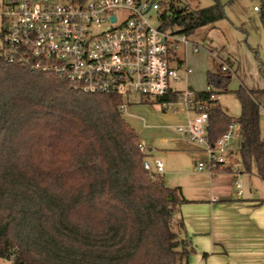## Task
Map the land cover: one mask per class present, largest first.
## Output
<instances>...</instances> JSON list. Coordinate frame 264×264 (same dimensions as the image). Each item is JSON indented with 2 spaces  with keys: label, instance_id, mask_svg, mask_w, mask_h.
<instances>
[{
  "label": "trees",
  "instance_id": "1",
  "mask_svg": "<svg viewBox=\"0 0 264 264\" xmlns=\"http://www.w3.org/2000/svg\"><path fill=\"white\" fill-rule=\"evenodd\" d=\"M175 1L158 2L162 30L190 37L225 18L219 0L194 10ZM256 2L264 31V0ZM259 72L264 80V63ZM230 79L219 64L206 72L208 91L194 92L208 116L207 140L215 145L236 125L241 165L264 181L259 103L240 87V115L228 116L216 96ZM175 99L171 93L140 103L160 107ZM122 104L120 96L86 93L54 73L8 63L0 48V260L189 264L194 249L180 217L187 201L180 188L144 169L148 155L139 152Z\"/></svg>",
  "mask_w": 264,
  "mask_h": 264
},
{
  "label": "built area",
  "instance_id": "2",
  "mask_svg": "<svg viewBox=\"0 0 264 264\" xmlns=\"http://www.w3.org/2000/svg\"><path fill=\"white\" fill-rule=\"evenodd\" d=\"M257 11V8H253ZM1 49L6 62L33 70L50 72L73 83L86 93L120 96L122 113L130 96L152 102L176 94L172 103L181 102L192 119L177 127L176 132L188 137L203 149L204 159L195 163L197 171L213 174L224 167V156L231 142L240 140L238 127L231 125L215 144L207 140L208 116L203 104L189 88L177 90L190 72L178 65L176 53L199 45L189 37L177 35L174 29L159 28L160 8L153 0H3L1 8ZM152 13L158 25L150 24ZM175 64V66H173ZM221 71H231L221 63ZM172 103L161 104L168 109ZM139 152L148 155L140 141ZM149 175L162 173V163L153 168L143 163ZM240 189V184L236 183ZM241 194V191H239Z\"/></svg>",
  "mask_w": 264,
  "mask_h": 264
},
{
  "label": "rangeland",
  "instance_id": "3",
  "mask_svg": "<svg viewBox=\"0 0 264 264\" xmlns=\"http://www.w3.org/2000/svg\"><path fill=\"white\" fill-rule=\"evenodd\" d=\"M153 1L166 2L167 0ZM219 2L223 6L225 18L212 26L196 30L188 38L190 42L199 45L198 52L193 53L191 45H187L184 48L180 47V51L176 53V56L184 61L191 73L186 77L181 73L183 82L173 86L182 91L189 87L191 92H206L208 91L206 72L208 70L215 71L223 62L231 70L228 71L231 74V79L228 83V91L216 96L220 107L231 118H237L241 109L234 92L240 87L253 91V96L259 103V128L264 139V80L259 72L261 64L264 63V31L259 21L258 12L253 10L254 7H258V4L256 0H219ZM2 3L3 0H0V32L3 26ZM176 4L188 6L189 9L194 10L209 7L212 5V0H178ZM150 24L153 27L158 25L154 13L150 18ZM226 59L230 62H226ZM256 90L260 92L256 93ZM126 101L132 105L123 112V119L134 129L140 141L152 149L150 153L152 157H147L148 163L151 164L156 161L155 159H159L169 172L174 169L179 159L182 162L181 157L185 156L164 151L165 149H176L181 141L185 142L190 149L197 146L188 137L176 132L177 127L184 124L176 120L177 115L172 116V114H186L187 111L183 103H172L163 112L158 105L141 104L138 97L134 95L127 97ZM161 139H164L165 143H162ZM224 160V168L231 166V170L234 172L237 169L235 166H237V170L245 173L239 153H234L232 157L226 155ZM192 168H194L193 165ZM203 172L207 173L205 170ZM243 174L240 180L242 186L244 184ZM261 185L264 187V184ZM192 256L189 257V264ZM3 263L12 264L10 261H3ZM195 264L201 263L197 261Z\"/></svg>",
  "mask_w": 264,
  "mask_h": 264
},
{
  "label": "crops",
  "instance_id": "4",
  "mask_svg": "<svg viewBox=\"0 0 264 264\" xmlns=\"http://www.w3.org/2000/svg\"><path fill=\"white\" fill-rule=\"evenodd\" d=\"M181 62L187 67L183 60ZM188 74L182 73L185 77ZM173 115H177L174 117L182 124L193 116L192 113ZM161 142L165 143V140L161 139ZM239 148L240 140L234 139L229 155L239 153ZM151 151L148 147V157H152ZM164 151L185 156L169 172L162 161L155 160L162 163L160 176L164 185L180 188L187 201L180 207V217L185 237L194 249L190 264L197 261L201 264H264V187L261 185L264 181L254 174V170L243 174L236 164L234 172L231 166L222 167L213 174L197 171L195 163L204 159L203 149L198 145L190 149L181 141L176 149ZM153 164H150L152 168ZM242 174L243 186L240 184ZM236 183L240 184V189ZM3 261L0 260V264H4Z\"/></svg>",
  "mask_w": 264,
  "mask_h": 264
}]
</instances>
